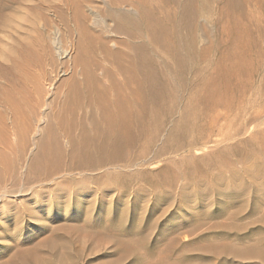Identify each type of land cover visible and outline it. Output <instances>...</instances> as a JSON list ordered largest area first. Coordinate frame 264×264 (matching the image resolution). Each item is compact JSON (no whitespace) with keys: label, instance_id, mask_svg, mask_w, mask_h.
<instances>
[{"label":"rangeland","instance_id":"rangeland-1","mask_svg":"<svg viewBox=\"0 0 264 264\" xmlns=\"http://www.w3.org/2000/svg\"><path fill=\"white\" fill-rule=\"evenodd\" d=\"M61 1L0 0V69L14 63L35 69L21 59L19 48L34 45L39 50L33 39L38 37L37 43L52 26L64 40L60 24L65 21L56 22L55 9L66 19L70 13ZM206 1L192 2L195 19L200 16L193 20L196 48L210 51L201 57L193 52L185 65L196 72L205 67L197 78L192 75L199 92L195 114L188 116L191 133L184 130L179 142L182 153L171 163L172 149L161 156L151 146L141 164V142L126 155L133 167L125 175L108 181L96 172L82 179L75 175L59 182L64 186L60 192L48 186L30 197L1 201L0 264H264V256L257 255L259 250L264 255V0ZM165 2L141 4L160 17L157 11L171 9ZM182 51L181 57L188 56ZM212 69H227L226 81L207 82ZM170 104L171 111L162 117L165 129L184 108ZM184 148L191 153L202 149L190 155ZM156 155L160 158L155 160ZM4 178L0 192L11 187Z\"/></svg>","mask_w":264,"mask_h":264},{"label":"bare ground","instance_id":"bare-ground-1","mask_svg":"<svg viewBox=\"0 0 264 264\" xmlns=\"http://www.w3.org/2000/svg\"><path fill=\"white\" fill-rule=\"evenodd\" d=\"M64 1L70 13L68 19L62 17L61 11L55 9V12L60 19L56 17V22L65 21L60 25L66 38L60 39L59 28L55 26L47 29L46 35L37 33L38 42L35 43L37 37L32 43L37 44L39 50L30 43L19 48H23L22 58L16 52L22 60H30L35 69H26L17 63L0 69V177L6 178V183L11 185L9 188L20 184L19 188L3 189L0 202L24 195L30 197L39 188L44 190L48 186L60 192L64 186L59 182L75 175L82 179L96 172L107 181L111 176L125 175L122 172L133 167L126 155L141 142L143 149L137 156L141 164L151 146H156L160 155L167 148L172 149L169 159L172 163L175 155L183 151L179 144L183 131L191 133L193 127V120L188 116L195 114L198 90L194 91L197 83L192 75L195 72L197 78L201 66L197 72L191 64V69L186 66L190 57L194 58L193 52L201 57L203 51H210L196 48V34L192 31L197 26L193 27V22L200 16L195 19L194 0H164L171 9L157 11L160 17L154 16V9L151 11L141 4L142 0ZM64 1L61 2L64 4ZM204 4L205 8L207 4ZM183 28L188 34L181 33ZM166 35L171 38L170 42ZM181 50L188 56L181 57ZM211 72V77L206 76L209 77L207 82L214 84L218 77L223 83L226 81L227 69ZM215 86L219 91L216 83ZM168 104L184 108L178 119L165 129L162 117L164 111H171L167 110ZM199 150L187 151L195 155ZM158 155L154 156L155 160L160 158ZM76 182L77 190L80 183L78 179ZM257 255L264 256L261 250Z\"/></svg>","mask_w":264,"mask_h":264}]
</instances>
